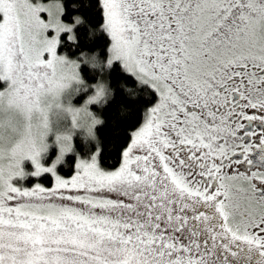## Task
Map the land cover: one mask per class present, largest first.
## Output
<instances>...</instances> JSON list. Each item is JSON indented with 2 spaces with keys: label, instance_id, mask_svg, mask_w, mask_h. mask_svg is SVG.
Returning <instances> with one entry per match:
<instances>
[{
  "label": "snow or ice",
  "instance_id": "obj_1",
  "mask_svg": "<svg viewBox=\"0 0 264 264\" xmlns=\"http://www.w3.org/2000/svg\"><path fill=\"white\" fill-rule=\"evenodd\" d=\"M0 264H264V0H0Z\"/></svg>",
  "mask_w": 264,
  "mask_h": 264
}]
</instances>
